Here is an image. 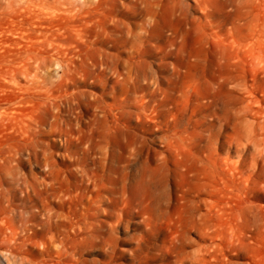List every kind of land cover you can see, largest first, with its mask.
Wrapping results in <instances>:
<instances>
[{"label":"rangeland","instance_id":"obj_1","mask_svg":"<svg viewBox=\"0 0 264 264\" xmlns=\"http://www.w3.org/2000/svg\"><path fill=\"white\" fill-rule=\"evenodd\" d=\"M81 1L0 0V264H264V0Z\"/></svg>","mask_w":264,"mask_h":264},{"label":"bare ground","instance_id":"obj_2","mask_svg":"<svg viewBox=\"0 0 264 264\" xmlns=\"http://www.w3.org/2000/svg\"><path fill=\"white\" fill-rule=\"evenodd\" d=\"M43 1H48V0H43ZM57 4H59V5H61V6H65L66 5V3H65V1L66 0H54ZM99 0H82L81 1V5L82 6H84V5H86V3L87 2H90L91 4H95L96 2H98ZM137 1V0H136ZM154 1L155 0H140V2H144V5H145V7L146 6H151V5H153V3H154ZM72 4V3H71ZM136 4V3H135ZM142 5V4H141ZM151 16V15H150ZM246 109H248L247 107H246ZM262 110V109H261ZM215 111H217L216 109H215ZM221 116H222V114H221V112L220 111H218V112H215V114L213 115V117H214V119H216L217 120V125L219 124V127H220V130H224V129H226V126H225V122H222V119H221ZM241 122V121H240ZM216 124V123H215ZM215 124H213V125H209V128H208V130H209V132L211 133V134H213V130H214V125ZM231 132L230 133H228L229 134V136H230V138H232L233 140H237V138L239 137V138H241L242 139V137H241V135H237V132L234 130V128H232V129H229ZM241 131V130H240ZM238 136V137H237ZM264 139V138H263ZM168 141V143L170 144L171 143V139H169V140H167ZM256 143V140H255V142H254V144ZM136 204H135V203ZM125 203H126V205H124L125 207H127L128 208V211H129V213H131V211L130 210H135L139 205H140V198L137 196V195H135V194H133V195H129L128 196V198H126V201H125ZM199 203V202H198ZM196 204V207H199V204ZM126 210V209H125ZM136 212H138L137 210H136ZM130 215V214H129ZM132 216V215H131ZM129 217V216H128ZM199 218V217H198ZM119 219V218H118ZM117 220V219H116ZM120 221L121 220H119L118 222H116L117 224H120ZM198 221H200V219H197V220H193L192 222L193 223H198ZM21 222V221H20ZM115 226H116V224H115ZM14 228V227H13ZM202 229H205V227L203 228V226L201 227ZM203 231V230H202ZM204 232V231H203ZM178 234V233H177ZM0 236H1V233H0ZM177 236V235H176ZM178 236H179V234H178ZM184 236V235H183ZM204 236V235H203ZM206 237V236H205ZM1 238H3L4 240L6 239V241H8V242H14V241H16L17 239H18V237L17 236H8V235H6L5 236V238L4 237H1ZM180 238H183V237H180ZM207 238V237H206ZM177 241V240H176ZM175 242V241H174ZM179 242H180V239H179ZM181 244H183V243H181ZM181 246V245H180ZM10 254H18V253H20L19 251V249L20 248H17V247H15V246H6V247H4ZM45 249H47V251L49 250L48 249V247H45ZM44 249V250H45ZM19 250V251H18ZM43 251V250H42ZM46 251V252H47ZM41 253H43V252H41ZM45 253V252H44ZM48 253V252H47ZM50 253V252H49ZM202 253V252H201ZM57 257H59L57 260H55V261H53V263L52 264H64V262H63V255H62V252L61 251H59L58 253H57ZM41 262V261H40ZM40 262H31V261H28V260H22V262H21V264H41Z\"/></svg>","mask_w":264,"mask_h":264}]
</instances>
